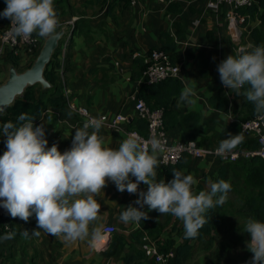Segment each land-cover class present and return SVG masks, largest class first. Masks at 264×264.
<instances>
[{"label": "crops", "instance_id": "1", "mask_svg": "<svg viewBox=\"0 0 264 264\" xmlns=\"http://www.w3.org/2000/svg\"><path fill=\"white\" fill-rule=\"evenodd\" d=\"M107 3L97 5L92 0H64L60 3L65 11L58 16L59 19L62 22L71 21L74 26L78 24L77 32L69 42L70 66L64 75L68 83L65 90H68L66 95L69 101L88 108L94 115L121 112L135 116L138 83L131 79V55L135 51L144 54L158 43L160 33L167 30L178 42L180 59H184L179 77L182 88L187 84L194 88L198 96L194 105L176 106L177 109L201 113L204 124L200 134H207L212 139L217 138L226 123L231 122V117L237 119L236 111L246 100L244 92L241 89L236 93L225 87L217 66L228 55H239L252 46L251 24L262 26L259 21L248 24L240 22L239 25L244 26L241 30L243 34L238 36L235 33L232 37L234 30L228 27V13L231 10L228 5L222 7L219 13H214L205 8L203 0H140L135 6L126 5L125 2L112 6ZM177 3L181 10L173 13L170 5ZM179 18L186 26L184 39H178L175 35L174 24ZM197 20L200 21L199 25L195 24ZM201 61L205 69L203 74ZM213 96L226 99L229 109L221 111L213 108L210 104ZM49 115L51 119H48ZM41 122L45 124L48 147L56 144L63 152L71 147L75 129L83 127L85 117L78 113L64 118L59 112L49 109L43 114ZM100 135L105 146L113 149L126 139L124 133L113 131L105 125L100 129ZM171 139L186 140L180 130H175ZM240 144L243 143L237 144V147ZM220 165V159L215 157L190 156L189 165L181 172L191 174L198 180L194 187V191L198 192L208 190L209 181L215 182ZM161 172L159 165L157 180L170 181V176ZM132 179L134 181L135 178ZM230 182L232 187L226 202L212 212L222 220L220 230L213 240L208 237L194 239L191 242L192 254L186 264H237L245 256L248 250L246 241L250 240V235L244 232V227L249 218L256 219L254 215L249 217L244 210L246 195L248 190L252 196L257 195L261 187L247 188L241 167L231 171ZM139 189L146 191L147 186L141 183ZM138 198V193H121L111 181L108 182L107 187L95 197L101 210L98 220L90 225V229L96 228L100 233L94 247L86 241L71 245L63 243L61 239L38 229L34 215L28 222H15L11 230L16 233L15 238L0 240V264H154V259L143 250V237H151L159 248L163 244L160 242H164L168 236L175 237L176 244L172 249L176 252L178 245L185 242L184 227L177 218L160 215L155 210L148 211L147 206L141 209L148 212L145 229L142 221L121 222L120 214L128 205L139 207L135 204ZM154 223L159 225L155 229L161 231L152 235L149 229ZM108 224L117 229L111 236L102 232ZM24 230L29 231L28 237L22 235ZM34 230H40V235L33 236L31 232Z\"/></svg>", "mask_w": 264, "mask_h": 264}, {"label": "clouds", "instance_id": "2", "mask_svg": "<svg viewBox=\"0 0 264 264\" xmlns=\"http://www.w3.org/2000/svg\"><path fill=\"white\" fill-rule=\"evenodd\" d=\"M4 2L0 17L10 20L8 34L13 39L58 35L61 25L54 0ZM217 71L221 83L231 91L239 93L247 85L245 99L257 114L264 115V46L250 45L239 55H228ZM197 99L194 88L186 84L177 106L194 105ZM36 119L22 112L16 122L0 124V135L6 137V150L0 155V207L25 222L34 215L38 229L65 244L86 241L95 246L100 233L90 225L98 220L101 210L95 197L109 181L121 193L139 194L135 201L139 207L128 205L120 214L121 222L147 220L148 212L141 210L147 206L148 211L182 221L185 239L199 236L209 222V211L222 207L231 191V184L221 179L209 181L208 190L196 192L198 180L176 169L172 170V180H157L159 154L166 150V141L160 138L141 141L130 136L113 149L105 146L100 135L103 120L92 119L75 129L71 147L61 152L56 144L48 147L45 124L35 125ZM241 140L238 135L223 139L217 151L230 152ZM141 183L147 186L146 191L139 189ZM40 230L31 234L39 236ZM244 232L250 235L246 245L253 254L251 264H264V221L249 218ZM15 235L14 231L6 232L0 240H11ZM22 235L28 237L29 231Z\"/></svg>", "mask_w": 264, "mask_h": 264}, {"label": "trees", "instance_id": "3", "mask_svg": "<svg viewBox=\"0 0 264 264\" xmlns=\"http://www.w3.org/2000/svg\"><path fill=\"white\" fill-rule=\"evenodd\" d=\"M61 2L63 3L64 0H54V6L58 16H62L65 11L64 6L60 4ZM92 2L97 3V5H104L108 2V6L122 2H125L126 5H131L128 0H92ZM5 7L6 4L4 0H0V12H2ZM170 10L173 11V13H177L181 10V8L177 3L170 5ZM238 12L240 15L245 16V24L252 23L254 21H259L261 23L262 26H258L254 23L251 24L252 29L250 31V38L252 40V46H264V0H254L251 5L239 8ZM80 21L81 20H79L78 23ZM8 22V19L0 17V32L2 27L8 24ZM174 26L176 37L178 39H184L186 37L187 31L182 18L176 20ZM77 27L78 24L76 23L73 27V35L77 32ZM73 35L71 36L70 40L72 39ZM248 48L249 47L245 48L244 50H247ZM154 49L168 52L174 62L181 60L179 57L178 42L169 31L163 30L160 33L158 43L155 46H152L144 54L140 53V55L136 57L133 56L136 51L132 53L131 61L133 68L131 79L138 83V98L144 99L147 105L152 109H164V125L170 138L171 134L175 130H180L185 134L186 140H195L200 146L212 147L219 146L223 139H228L230 136L238 135L242 138L240 143H243V147L249 149L258 148L259 143L257 138L242 131V122L258 115L254 110V106L247 100H245L241 107L236 111L238 114L236 121L226 123L222 131L218 134L217 138L212 139L207 134H200V130L204 124L202 114L197 111L182 112L176 107L182 90V83L179 77H169L157 83H149L148 78L144 75V71L149 64L147 62L148 56ZM68 52L63 71L60 70L62 66V61L59 57L60 49L55 50L49 64L46 66L44 76L49 81L51 86L48 88H43L42 85L37 84L27 87L23 95L16 97L15 101L11 105L6 106L5 110L0 113V124L6 121L16 122L17 116L22 112H27L29 115H34L37 118L34 121V124L37 126L41 123L43 114L49 109L59 112L64 118L78 114L76 111L70 108L69 99L65 93V87H68V83L65 78H63V73L65 75L70 66ZM7 61H9V64H14L19 70L20 57L10 54L7 57ZM33 62L34 61L30 63L29 67H31ZM203 66L204 63L201 61L202 74L205 72ZM2 83L3 82L0 81V84ZM247 87L248 86L245 85V87L242 89L243 92L246 91ZM210 104L217 110L226 111L229 109L228 101L224 98L222 99L219 96H213L211 98ZM126 128L136 129L144 135H146L148 132L147 121L137 116H134L133 120L128 122ZM244 135H248L250 137ZM5 140L6 137L0 135V155H2L6 150ZM189 162L190 156L185 155L177 164H160L162 168V172L160 174L164 173L170 176V180H172V170L176 169L181 171L182 168L189 165ZM237 167H241L243 169V175L245 177V182L247 183V188L261 187L260 192L257 195H254L257 197L252 196V193L249 194L250 190H248L244 210H246L249 217L254 215L256 216L257 220L264 221V160L258 156H254L251 158L241 157L240 159L233 162L221 161L218 174L215 177V182L223 179L231 184L230 173ZM213 211L214 210L209 211L208 224H206L204 228L200 230L199 236L194 239L208 237L209 240H213L216 232L220 230L222 220L213 215ZM18 221L21 220L19 218L14 219L12 217H0V236L4 235L6 232H11V230L6 229V225H9L10 228L13 229V225ZM142 226L145 229L146 220L142 221ZM156 226L159 227V225H155L154 223L152 229H149V232L152 235L160 233L161 231L159 228L156 230ZM194 239L184 238L185 242L178 245L175 252V258L172 260L171 264H186V261L190 259L192 254L193 245L191 242ZM160 243H163L160 246V251L167 252L175 246L176 238L168 236L164 242ZM252 255L253 254L247 250L243 259L239 260L237 264H251Z\"/></svg>", "mask_w": 264, "mask_h": 264}, {"label": "built area", "instance_id": "4", "mask_svg": "<svg viewBox=\"0 0 264 264\" xmlns=\"http://www.w3.org/2000/svg\"><path fill=\"white\" fill-rule=\"evenodd\" d=\"M133 6L137 5L140 0H128ZM205 2V8L219 13L223 6L228 5L230 11L228 13V27L230 30L237 31L239 22L245 21V16L240 15L238 9L244 6L251 5L254 0H203ZM60 20V19H59ZM200 21H195L196 25H199ZM10 20L8 24L2 27L0 32V62L4 57H8L10 54L20 57L21 60L36 59L42 45L43 38L33 37L28 41L13 39L9 33ZM60 28L65 26L67 33L63 37L64 41L57 49H60L59 57L62 61L61 71L64 69V63L66 61L67 52L69 49V42L71 38L70 31L73 30L74 24L71 21L62 22L60 20ZM59 29V28H58ZM62 39L60 40V42ZM140 52H135L134 57L139 56ZM34 59V60H35ZM183 58L174 62L170 54L164 50L154 49L148 56L147 62L149 63L144 71V75L148 78L149 83H157L165 80L169 77H180ZM179 68V71H178ZM64 78V73H63ZM68 90H65V93ZM69 106L74 111L78 112L81 116L85 117V123L92 119H102L103 125L107 126L116 132L124 133L125 137L139 138L141 141H149L153 138H160L166 141V150L159 154L161 165H174L177 164L185 155H189L195 158L202 157H215L222 162H233L241 157L251 158L258 156L264 160V115L258 114L256 117L245 120L242 122V131L248 135H252L257 138L259 146L257 149L245 148L242 145L236 146L230 152L221 154L217 150L219 146H200L195 140H178L172 141L168 135L164 125V109L156 108L152 109L147 105L144 99L136 96L134 104L135 116L147 121L148 132L146 135L140 133L136 129L126 128L129 121L133 120L134 116L125 115L124 113H116L114 115L92 114L88 108L84 106H77L73 102L69 101ZM231 121H236L235 117H231ZM0 217H11L5 209L0 207ZM7 230H12L9 225H6ZM117 231L114 225H105L102 232L105 235L111 236ZM145 253L154 259V264H171L175 258V250L170 249L167 252L160 251L157 243L149 236L143 237L142 243Z\"/></svg>", "mask_w": 264, "mask_h": 264}, {"label": "water", "instance_id": "5", "mask_svg": "<svg viewBox=\"0 0 264 264\" xmlns=\"http://www.w3.org/2000/svg\"><path fill=\"white\" fill-rule=\"evenodd\" d=\"M57 31L56 37L43 38L44 44L31 67L21 72L14 64H9L8 77L0 84V113L5 110L6 106L11 105L16 97L23 95L27 87L37 84L42 85L43 88L51 86L44 76L45 68L59 47L60 40L66 35L67 28L62 26ZM70 34L73 35V30Z\"/></svg>", "mask_w": 264, "mask_h": 264}, {"label": "rangeland", "instance_id": "6", "mask_svg": "<svg viewBox=\"0 0 264 264\" xmlns=\"http://www.w3.org/2000/svg\"><path fill=\"white\" fill-rule=\"evenodd\" d=\"M240 23V22H239ZM244 24V23H243ZM243 24H238V28H237V32L233 31L231 32V36L233 37V35L236 33H238V36L242 35L244 31H241L242 28H244ZM64 41V38H62V41L60 42V44ZM238 42V41H237ZM43 44H44V40H43ZM43 46V45H42ZM35 59V58H34ZM34 59H27V60H21L20 64H19V70L20 71H24L26 70L30 63L32 61H34ZM8 70H9V61H7V57H4L2 59V61L0 62V81L1 82H5L7 77H8Z\"/></svg>", "mask_w": 264, "mask_h": 264}, {"label": "bare ground", "instance_id": "7", "mask_svg": "<svg viewBox=\"0 0 264 264\" xmlns=\"http://www.w3.org/2000/svg\"><path fill=\"white\" fill-rule=\"evenodd\" d=\"M102 239H104V238H102Z\"/></svg>", "mask_w": 264, "mask_h": 264}]
</instances>
